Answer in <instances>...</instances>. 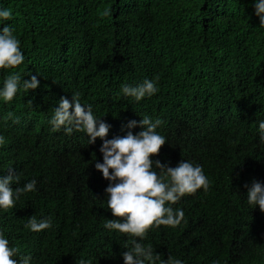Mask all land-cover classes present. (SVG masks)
<instances>
[{"label": "trees", "instance_id": "obj_1", "mask_svg": "<svg viewBox=\"0 0 264 264\" xmlns=\"http://www.w3.org/2000/svg\"><path fill=\"white\" fill-rule=\"evenodd\" d=\"M0 7L12 11L2 23L15 29L25 56L0 69V83L16 72L40 81L0 101V175L14 168L20 181L13 187L37 181L36 191L0 211L10 246L31 254L32 264H76L79 257L123 264L128 234L103 227L117 217L107 208L109 181L95 168L102 140L88 145L84 132H53L48 123L60 98L76 92L110 125L109 139L142 130L128 129L130 120L159 117L167 142L151 159L198 163L209 180L207 191L172 205L184 211L179 226H153L143 244L184 264H264V211L247 203L245 187L264 183L257 132L264 28L254 0H0ZM154 77L159 91L139 102L120 92ZM33 215L51 217L52 227L25 228Z\"/></svg>", "mask_w": 264, "mask_h": 264}, {"label": "clouds", "instance_id": "obj_2", "mask_svg": "<svg viewBox=\"0 0 264 264\" xmlns=\"http://www.w3.org/2000/svg\"><path fill=\"white\" fill-rule=\"evenodd\" d=\"M255 15L259 18L261 28H264V0H254ZM105 9L101 15H109ZM10 9L0 7V23L12 18ZM15 29L7 23L0 26V69H11L21 65L25 56L20 47V40L14 35ZM37 74H39L37 72ZM40 75V74H39ZM25 79L19 72L6 74L0 83V101L11 102L18 90L28 91L39 86L37 75L31 74ZM158 78H145L136 85L123 84L120 92L124 97H130L139 102L159 91ZM51 131L63 128L67 134L74 130L87 135L88 145L95 143L99 137L102 140L99 151L103 162L97 161L95 168L109 181L105 188L107 208L116 219H107L103 227L117 234H128L129 241L121 253L123 264H184L180 258L169 255L161 259L151 245L142 241L147 231L153 226L177 227L184 219V211L172 207L185 194L195 193L203 188L207 191L209 180L198 163L182 159L175 167L159 160L151 159L157 154L166 138L157 131L163 121L148 115L142 119L127 122L126 127L132 129L139 125L142 130L133 134L127 131L123 136L106 138L110 125L93 113L90 104H82L79 93L73 92L71 99L61 97L54 107L48 121ZM258 138L264 143V119L258 121ZM5 138L0 135V145ZM20 176L14 168L7 169V175H0V211L13 208L21 195L36 191V179L28 180L19 185ZM247 187V203L255 208L259 206L264 211V183L253 180ZM25 228L39 232L52 227L51 217L37 219L30 216ZM138 238V239H137ZM0 264H32L31 254L22 255L16 246H10V241L3 230H0ZM76 264H91L89 259L79 257ZM213 264H216L214 261Z\"/></svg>", "mask_w": 264, "mask_h": 264}, {"label": "bare ground", "instance_id": "obj_3", "mask_svg": "<svg viewBox=\"0 0 264 264\" xmlns=\"http://www.w3.org/2000/svg\"><path fill=\"white\" fill-rule=\"evenodd\" d=\"M212 121V120H211ZM195 136V135H194ZM214 141V140H213ZM223 148V147H222ZM217 250V249H216Z\"/></svg>", "mask_w": 264, "mask_h": 264}]
</instances>
